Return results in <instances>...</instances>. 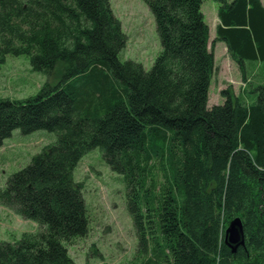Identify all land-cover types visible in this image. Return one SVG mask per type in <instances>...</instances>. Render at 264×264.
Listing matches in <instances>:
<instances>
[{
	"label": "trees",
	"instance_id": "1",
	"mask_svg": "<svg viewBox=\"0 0 264 264\" xmlns=\"http://www.w3.org/2000/svg\"><path fill=\"white\" fill-rule=\"evenodd\" d=\"M217 40L245 89L208 106L215 70L203 0H146L161 52L151 70L121 59L127 36L110 0H0V66L28 56L61 76L26 100L0 98V147L20 130L56 133L0 191V205L39 225L0 242V264H74L67 244L89 231L82 158L100 149L127 185L139 264H264V62L262 0H215ZM240 219L245 246L224 243Z\"/></svg>",
	"mask_w": 264,
	"mask_h": 264
},
{
	"label": "rangeland",
	"instance_id": "2",
	"mask_svg": "<svg viewBox=\"0 0 264 264\" xmlns=\"http://www.w3.org/2000/svg\"><path fill=\"white\" fill-rule=\"evenodd\" d=\"M110 5L127 36L121 59L138 62L145 70H151L161 52V43L146 0H110ZM218 8L215 0H203L202 13L210 29V48L215 55L210 108L224 104L223 91L239 95L245 89L239 65L232 59L227 45L217 40ZM247 65L248 84L264 83V62L255 63V68L251 62ZM60 79L59 75L33 70L28 56H8L0 66V98L26 100L37 96L46 83L56 85ZM57 138L56 133L44 130L28 135L16 130L5 139L0 147V191L11 175L27 167L35 155L57 142ZM75 179L83 185L90 222L86 236L67 244L74 264H139L138 239L127 209L128 190L123 176L111 170L97 148L82 158ZM38 231V224L0 205V242L14 243L24 233Z\"/></svg>",
	"mask_w": 264,
	"mask_h": 264
},
{
	"label": "water",
	"instance_id": "3",
	"mask_svg": "<svg viewBox=\"0 0 264 264\" xmlns=\"http://www.w3.org/2000/svg\"><path fill=\"white\" fill-rule=\"evenodd\" d=\"M224 243L233 254L237 253L240 247L245 246V233L240 219H235L230 223L225 231Z\"/></svg>",
	"mask_w": 264,
	"mask_h": 264
}]
</instances>
